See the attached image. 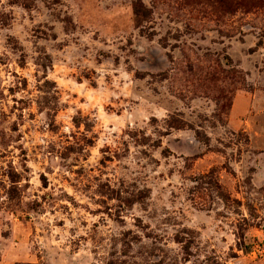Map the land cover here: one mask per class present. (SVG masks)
<instances>
[{
	"label": "rangeland",
	"instance_id": "obj_1",
	"mask_svg": "<svg viewBox=\"0 0 264 264\" xmlns=\"http://www.w3.org/2000/svg\"><path fill=\"white\" fill-rule=\"evenodd\" d=\"M263 5L0 0V264H264Z\"/></svg>",
	"mask_w": 264,
	"mask_h": 264
},
{
	"label": "trees",
	"instance_id": "obj_2",
	"mask_svg": "<svg viewBox=\"0 0 264 264\" xmlns=\"http://www.w3.org/2000/svg\"><path fill=\"white\" fill-rule=\"evenodd\" d=\"M263 6H264V5H263ZM11 178H12V177H11ZM11 180H12V182H13V183H15V182H16V181H15L13 178H12Z\"/></svg>",
	"mask_w": 264,
	"mask_h": 264
}]
</instances>
